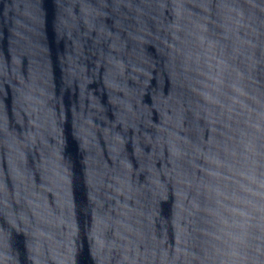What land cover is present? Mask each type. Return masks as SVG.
<instances>
[{"label": "water", "instance_id": "water-1", "mask_svg": "<svg viewBox=\"0 0 264 264\" xmlns=\"http://www.w3.org/2000/svg\"><path fill=\"white\" fill-rule=\"evenodd\" d=\"M0 264H264V0H0Z\"/></svg>", "mask_w": 264, "mask_h": 264}]
</instances>
